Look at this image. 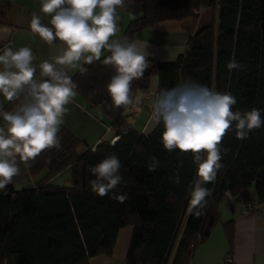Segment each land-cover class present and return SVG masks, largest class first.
Instances as JSON below:
<instances>
[{
  "label": "trees",
  "instance_id": "16d2710c",
  "mask_svg": "<svg viewBox=\"0 0 264 264\" xmlns=\"http://www.w3.org/2000/svg\"><path fill=\"white\" fill-rule=\"evenodd\" d=\"M136 1L141 14L129 23L121 40H136L141 29L173 19L182 21L190 33L185 50L173 60L150 57L143 78L132 84L134 99L140 100L135 107H103L111 105L106 84L113 70L102 63L107 52L101 61L84 65L87 73L76 70L71 75L82 104L102 120L106 117L118 138L113 143L102 138L96 146H88L63 125L61 148L43 152L26 166L34 185L17 190L10 183L0 190V264H91L98 254H112L125 226L132 227L126 264H190L218 223L233 239L234 224L224 220L220 208L225 194H233L250 209L264 202V127L246 140L236 139L234 132L225 136L224 167L214 184L206 185L212 194L206 198L203 214L196 217L187 211L188 186L196 171L191 154L163 148L162 124L148 133L133 124L138 107L152 111L145 97L151 93L154 76L159 79L157 94L191 79L219 92H231L238 101L235 108H257L264 116V0ZM204 8L213 9L215 17L198 27ZM233 53L244 64L243 70H227ZM15 104L5 105L11 111ZM113 154L121 161L126 182L114 191L127 194L124 203L110 199L112 193L100 197L89 186L95 178L89 166ZM151 157L160 161L154 172L147 170ZM181 162L183 166L178 167ZM66 167L72 169L71 185L49 183L51 176ZM176 172L179 184L173 182Z\"/></svg>",
  "mask_w": 264,
  "mask_h": 264
},
{
  "label": "clouds",
  "instance_id": "9594fccd",
  "mask_svg": "<svg viewBox=\"0 0 264 264\" xmlns=\"http://www.w3.org/2000/svg\"><path fill=\"white\" fill-rule=\"evenodd\" d=\"M125 7L126 0H41L39 12L49 17L48 23L33 12L30 30L49 46L59 42V53L36 65L29 47L5 46L0 50V96L16 102L11 111L0 105V190L20 175L21 165L31 166L43 152L61 148L59 132L78 87L70 70L85 74L88 68L84 65L101 61L107 52L102 63L113 70L106 84L111 105L103 107L112 110L139 105L132 84L143 78L154 54L148 50V43L115 38L120 32L119 10ZM226 68L241 71L244 64L233 53ZM237 103L231 92H219L191 79L160 89L154 98L152 115L158 125H163V148L169 153L191 154L196 166L188 186L187 208L196 217L203 214L206 198L212 194L206 185L214 184L224 167L222 153L228 151L222 147L225 136L234 132L236 139L246 140L264 127L260 109L242 111L235 108ZM159 166L160 161L151 157L147 170L154 172ZM182 166L181 162L178 167ZM120 169L121 161L115 154L89 166L95 177L89 180L91 191L100 197L112 193L110 199L124 203L127 194L114 191L126 184ZM173 182H181L178 172Z\"/></svg>",
  "mask_w": 264,
  "mask_h": 264
},
{
  "label": "crops",
  "instance_id": "0c3cea01",
  "mask_svg": "<svg viewBox=\"0 0 264 264\" xmlns=\"http://www.w3.org/2000/svg\"><path fill=\"white\" fill-rule=\"evenodd\" d=\"M40 6L41 0H0V50L5 46H11L14 49L29 47L34 53V64L36 65L59 53V42L54 46H49L30 30L29 23L33 12L41 15L43 23H48L49 17L39 12ZM141 11L136 0H126V7L119 10L120 32L115 38H122L129 23L140 15ZM211 19L212 10L210 8L202 9L199 27L202 26L201 21L202 23L210 22ZM189 36V32L183 29L182 21L167 19L155 26L141 29L136 40L148 43L150 46L148 50L154 54L155 59L173 60L185 50ZM75 71V69L70 70L69 74L72 75ZM38 76L39 71H37ZM153 83L156 88L159 84L158 76L152 77L151 93L145 97L146 104L150 107L154 102V100L152 103L149 101L153 95ZM155 95H157L156 91ZM6 103L8 102L0 96V105L5 110H7ZM68 107L69 112L63 125L76 131L91 116L92 111L82 104L77 95L74 102ZM143 111H148L149 114L147 115ZM151 112L145 107L138 110L139 118L143 117L147 120L143 129L136 128L138 131L148 133L156 127L157 123ZM2 124L3 121L0 118V125ZM108 126L106 125L107 128L104 126L103 134L91 146H96L104 138L105 130L110 131V126ZM112 133L110 140L115 141L118 136L113 130ZM96 134L97 132L89 133L85 138L90 141L89 138H95ZM34 183V177L28 172L27 167L21 165V173L14 178L12 184L17 188L19 184L29 187ZM220 208L224 220H232L234 224L233 239L228 238L223 223H218L208 239L198 247L190 264H264V202L258 203L255 208L246 209L244 202L233 194L227 193L220 202ZM131 233V226L121 228L112 254H98L91 258L92 264H126L125 259ZM228 257H232L233 261H228Z\"/></svg>",
  "mask_w": 264,
  "mask_h": 264
},
{
  "label": "rangeland",
  "instance_id": "374dc122",
  "mask_svg": "<svg viewBox=\"0 0 264 264\" xmlns=\"http://www.w3.org/2000/svg\"><path fill=\"white\" fill-rule=\"evenodd\" d=\"M212 10V19L210 20V22L214 19V17H215V14H214V11H213V9H211ZM209 23V21L208 22H203L202 23V21H201V25L203 26V25H207ZM199 24H200V21H199ZM199 24H198V27H199ZM202 26H200V27H202ZM188 32V31H187ZM190 34V33H189ZM157 90V87L155 88L154 87V83L152 84V91H153V95L149 98V101L152 103L153 102V100H154V98H155V91ZM150 92L148 91V94H149ZM144 95H145V93H144ZM142 107H138L137 109H136V117H135V119H134V126H135V128H137V129H139V130H141V129H143V127L147 124V120H145L143 117H140L139 118V114L140 113H138V110L139 109H141ZM151 108H152V112H153V106H151ZM129 111H135V110H129ZM143 112H145L147 115L149 114L148 113V111H143ZM151 112V113H152ZM91 114V116L86 120V121H84L82 124H81V126L78 128V130H76V131H74L73 129V131L80 137V138H82V139H84L85 140V142H86V144L85 145H88V146H91L92 145V143H94V141L95 140H97V139H99V137L103 134V128L105 129V127H106V125H109L110 126V131H107V130H105L104 131V139H107V140H110V138H111V136H112V128H111V125H110V123H109V121L107 120V118L106 117H104V116H102L101 114V116L103 117V118H105L104 120H102L101 118H99L98 116H96L94 113H90ZM105 126V127H104ZM108 126V127H109ZM152 127V126H151ZM150 127V128H151ZM107 128V127H106ZM149 128V129H150ZM92 132H97V134H96V136H95V138H89V139H91L90 141L89 140H87L85 137L89 134V133H92ZM71 173H72V169H71V167H66L61 173L59 172V174H56L57 175V177H56V175H53V176H51L50 177V180H49V183H51V184H54V185H71ZM22 188H25V186H23V185H21V184H19L18 185V187H17V190H19V189H22ZM91 264H92V262H91Z\"/></svg>",
  "mask_w": 264,
  "mask_h": 264
},
{
  "label": "built area",
  "instance_id": "2783aa9c",
  "mask_svg": "<svg viewBox=\"0 0 264 264\" xmlns=\"http://www.w3.org/2000/svg\"><path fill=\"white\" fill-rule=\"evenodd\" d=\"M250 207H251L250 205H248V204L246 205V209H247V208H249V209H250ZM227 259H228V261H230V262H232V261H233V258H232V257H228Z\"/></svg>",
  "mask_w": 264,
  "mask_h": 264
}]
</instances>
